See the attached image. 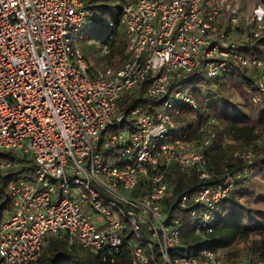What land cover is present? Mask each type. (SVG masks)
<instances>
[{"label":"built area","instance_id":"2783aa9c","mask_svg":"<svg viewBox=\"0 0 264 264\" xmlns=\"http://www.w3.org/2000/svg\"><path fill=\"white\" fill-rule=\"evenodd\" d=\"M237 2L127 0L120 26L130 57L93 75L79 43L94 21L90 0H0V169L20 157L32 175L8 185L0 264L35 262L52 239L110 263L128 247L130 264H252L230 258L214 230L222 203L250 176L264 132L233 153L245 167L217 171L207 153L219 119L200 126L196 140L182 137L178 121L198 110L196 91L235 62L254 79L246 99L264 114V60L243 53L264 36V4L241 14ZM102 49L107 55L108 43ZM149 74L146 94L162 103L123 110L120 100ZM173 165L219 178L179 202L201 237L193 246L180 241L182 214L161 201L174 188Z\"/></svg>","mask_w":264,"mask_h":264},{"label":"trees","instance_id":"16d2710c","mask_svg":"<svg viewBox=\"0 0 264 264\" xmlns=\"http://www.w3.org/2000/svg\"><path fill=\"white\" fill-rule=\"evenodd\" d=\"M121 1L124 4L127 0ZM261 1L264 3V0ZM90 2L94 6V21L86 25L85 28L89 30L91 37H95V30L104 29L110 21L111 8L107 0H90ZM256 41L257 43L252 48L246 46L243 53L264 60V36ZM105 43H108L109 47V52L105 55L107 63L114 69H119L130 57V54L126 52L124 32L120 26V14L119 18L113 21L110 33L104 36L103 45ZM92 68L91 66V72ZM250 75L246 69L235 62L232 69L222 77L221 83H217L216 88L213 89H208L207 86V91L218 93L231 84L237 94L244 99L248 89L255 90L254 79ZM151 79L152 74H149L139 90L126 94L120 100L119 104L123 110L130 111L139 106L145 110L153 111L156 106L162 103L163 98L154 99L146 94ZM195 96L198 110L193 114L183 111L178 119L185 127L182 137L187 140L198 139L200 126L206 123L210 117L216 116L220 121V126L217 127L216 138L207 153L210 166L217 171H220L223 166H228L232 170L245 167L241 161L233 160V153L244 146L253 145L258 135L264 132V114L261 108L258 105L250 104L245 99L249 112L238 113L228 99H224L220 105L219 103H210L208 99L211 95L204 91H196ZM1 156L5 157V155ZM10 159L12 160L11 166L0 169V220L4 209L11 203L8 192L9 183L15 180L18 175L30 170L26 167L24 159L11 156ZM248 167L251 170L250 176L240 181L229 198L222 203L214 233L218 237L219 243L229 248L238 239L245 238L249 234L256 235L247 249L246 254L249 259L246 260L252 264H264V145L258 148L257 157ZM170 174L174 175L175 185L172 192L164 195L161 201L171 215L182 214L180 241L193 246L192 244L201 241V237L196 235L190 226L188 209L180 207L179 202L183 196L194 193L204 185L218 182L219 178L200 180L196 174L189 175L178 165H173L170 168ZM192 203L190 201V206ZM230 258L243 259L239 253L233 252H231ZM131 259L132 255L128 247H125L117 256L115 263H110L80 246L69 248L63 241L52 239L39 259L30 264H130Z\"/></svg>","mask_w":264,"mask_h":264},{"label":"rangeland","instance_id":"374dc122","mask_svg":"<svg viewBox=\"0 0 264 264\" xmlns=\"http://www.w3.org/2000/svg\"><path fill=\"white\" fill-rule=\"evenodd\" d=\"M107 3L109 4L111 8V17L110 21L108 22L107 26L102 30H95V37H91L89 30L84 28L85 31V38L82 40H79V43L82 45L83 51L86 55L87 60H89L92 69V74L96 75L97 70L100 68L105 67L106 65V58L105 54L103 52V38L105 35L110 33L112 30V25L110 24L112 21H115L119 18V14L121 12V8L123 6V2L121 0H107ZM238 9L240 10L241 14H248L253 11L255 7H257L259 4H264L261 0H238ZM257 43V41L254 42V44ZM249 76V75H248ZM251 76V75H250ZM252 77V76H251ZM222 78H218L212 83H205L206 86H208V89L216 88L217 83H221ZM209 84V85H208ZM204 93H208L211 95L209 97L210 103H219L220 105L223 103L224 99H228L232 102V104L235 107V110L238 113H246L249 112L248 108H246L247 101L245 100L246 97L243 99L240 97L237 92L234 90L233 86L231 84L226 87L225 90H220V92H212L204 90ZM246 102H245V101ZM22 175H29L28 173L24 172ZM32 177V175H29ZM143 236L148 237V235L141 230L140 232ZM256 237V235L249 234L245 238L236 240L232 246L229 248L231 252L233 253H239L240 257L243 259H249L247 256V249L251 243V241Z\"/></svg>","mask_w":264,"mask_h":264}]
</instances>
